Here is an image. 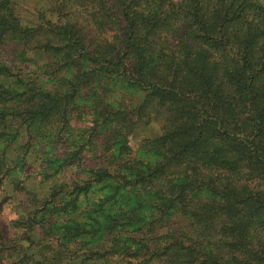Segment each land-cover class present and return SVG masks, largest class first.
<instances>
[{"label": "trees", "instance_id": "obj_1", "mask_svg": "<svg viewBox=\"0 0 264 264\" xmlns=\"http://www.w3.org/2000/svg\"><path fill=\"white\" fill-rule=\"evenodd\" d=\"M42 1L48 16L26 24L18 0H0V73L27 76L24 102L0 94V115L53 126L95 95L84 145L100 127L110 145L138 122L161 129L152 163L133 167L112 150L85 168L79 190L108 181L110 202L120 187L109 181L142 182L152 212L121 214L131 244L104 236L101 257L83 264H264V0ZM30 51L49 58L44 78ZM1 74L0 89L12 88ZM115 82L143 92L118 117L106 90ZM21 250L0 230V264L19 263Z\"/></svg>", "mask_w": 264, "mask_h": 264}, {"label": "rangeland", "instance_id": "obj_2", "mask_svg": "<svg viewBox=\"0 0 264 264\" xmlns=\"http://www.w3.org/2000/svg\"><path fill=\"white\" fill-rule=\"evenodd\" d=\"M46 9L42 0H18L17 11L26 24L39 23V14L48 16ZM29 53L33 61L31 70L44 78L49 58L41 52ZM1 75L14 87L0 89L1 97L8 100H5L6 106H20L27 92L26 73L13 69L10 74ZM106 90L116 111L115 114L107 109L113 117L135 108L143 95L119 82ZM34 91L31 89L32 93ZM10 97L14 99H8ZM92 98L94 101L95 95L78 100L71 115L55 119L53 126L50 122L37 128L34 121L28 128L25 127L27 115H14L12 111L10 118L0 115V126L8 131L0 141V230L7 247H22L21 261L17 264H83L98 260L103 254L104 236H111L106 237L108 244L120 241L125 246L131 244L127 235L132 227L124 229L121 214L144 219L151 216L152 202L142 182L132 184L128 178L109 181L114 184L112 187H120L110 202L106 201L111 194L105 187L108 181H92L87 193L78 189V183L86 177L85 168L101 164L103 152L123 153L127 164L133 167L146 160L152 163V146L161 135L159 121L138 122L130 134L110 140L111 145L102 144L105 137L102 127L96 130V137L84 145L94 126L91 123L95 117ZM72 182L78 185L72 187Z\"/></svg>", "mask_w": 264, "mask_h": 264}]
</instances>
